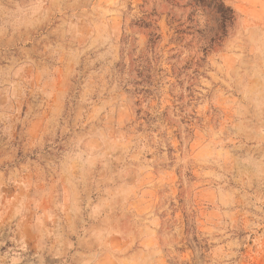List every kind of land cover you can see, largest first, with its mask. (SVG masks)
<instances>
[{"label": "rangeland", "instance_id": "obj_1", "mask_svg": "<svg viewBox=\"0 0 264 264\" xmlns=\"http://www.w3.org/2000/svg\"><path fill=\"white\" fill-rule=\"evenodd\" d=\"M0 264H264V0H0Z\"/></svg>", "mask_w": 264, "mask_h": 264}, {"label": "trees", "instance_id": "obj_2", "mask_svg": "<svg viewBox=\"0 0 264 264\" xmlns=\"http://www.w3.org/2000/svg\"><path fill=\"white\" fill-rule=\"evenodd\" d=\"M214 2L216 1V0H213ZM221 9L223 10V15H222V21L223 22H226L227 20H229L230 19V17H228V15L229 14H233V11H232V9H230V8H228V7H226L224 4H221ZM226 13H228V14H226Z\"/></svg>", "mask_w": 264, "mask_h": 264}]
</instances>
